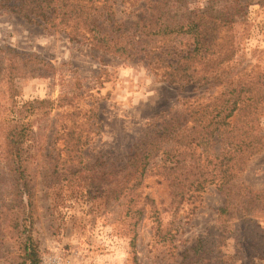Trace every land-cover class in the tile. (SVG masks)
I'll use <instances>...</instances> for the list:
<instances>
[{
    "label": "rangeland",
    "instance_id": "obj_1",
    "mask_svg": "<svg viewBox=\"0 0 264 264\" xmlns=\"http://www.w3.org/2000/svg\"><path fill=\"white\" fill-rule=\"evenodd\" d=\"M135 1L112 0L116 18L125 22L135 19L146 0ZM207 3L183 0L180 7L204 8ZM236 4L240 13L235 27L233 76L264 71V0H237ZM134 47L133 58L124 61L70 42L63 34L50 33L13 14L0 13V51L11 49L50 65L42 68L33 64V76L16 79L14 100L19 104L53 103L48 109L28 113L24 120L30 121L32 132L24 156L33 178V212L26 232L12 231L8 217L0 221V264H22L20 243L28 233L38 247V264H264V236L236 216L218 219L223 195L213 186L185 200L173 213L166 181L146 176L136 190L140 197L134 198L132 206L142 212L133 219L125 217L122 205L126 201L115 194L118 168L158 116L180 100L207 99L221 89L220 85L159 82L140 61L142 44ZM63 94L73 98L77 120L89 133L82 152L85 168L79 173L62 164V142L55 140L61 109L54 106ZM6 102L9 106L11 100ZM93 112L97 115L88 118ZM259 126L264 135V115ZM5 170L0 165L3 217L15 212L18 202L11 174ZM110 170L116 175H105ZM236 183L264 191V148L248 161ZM145 197L154 202L158 215ZM256 213L254 224L264 229V208ZM252 241L259 243L258 249H252Z\"/></svg>",
    "mask_w": 264,
    "mask_h": 264
},
{
    "label": "trees",
    "instance_id": "obj_2",
    "mask_svg": "<svg viewBox=\"0 0 264 264\" xmlns=\"http://www.w3.org/2000/svg\"><path fill=\"white\" fill-rule=\"evenodd\" d=\"M236 2L208 0L204 8L188 9L180 7L183 0H146L135 19L125 22L116 18L112 0H0V13L13 14L50 33L63 34L70 42L124 61L133 58L134 44L141 43L140 61L159 82L171 86H221L210 98L180 100L158 116L146 137L118 168L119 187L115 194L126 201L122 205L126 218L133 219L142 212L141 208L132 209L134 198L141 194L136 190L143 178L156 175L166 181L173 213L185 200L213 186L223 195L218 219L236 216L264 236V229L254 224L258 219L256 211L264 208V191L236 183L248 161L264 148L259 128L264 115V71L249 70L235 76L232 73L240 13ZM1 52L0 165L11 174L14 200L18 202L15 212L4 217L0 212V221L8 217L10 229L19 233L20 229L26 232L34 200L33 178L24 156L31 123L24 120L28 113L48 109L53 103H17L14 82L33 76L35 66L50 65L31 56L22 57L11 49ZM72 99L63 94L56 100L54 107L61 109V125L55 140L62 142V164L79 173L85 168L82 152L89 133L77 120L78 110ZM116 173L110 170L105 175ZM144 200L158 215L154 202L148 197ZM250 243L252 249H258V242ZM20 246L22 264H38V247L30 233L22 238Z\"/></svg>",
    "mask_w": 264,
    "mask_h": 264
}]
</instances>
